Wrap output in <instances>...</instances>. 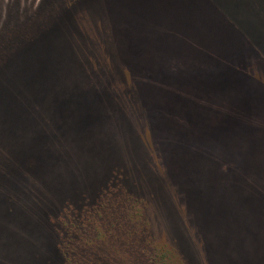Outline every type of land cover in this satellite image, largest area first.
I'll return each instance as SVG.
<instances>
[{"label": "rangeland", "instance_id": "1", "mask_svg": "<svg viewBox=\"0 0 264 264\" xmlns=\"http://www.w3.org/2000/svg\"><path fill=\"white\" fill-rule=\"evenodd\" d=\"M0 35V264L115 169L188 264L264 263V0H0Z\"/></svg>", "mask_w": 264, "mask_h": 264}, {"label": "trees", "instance_id": "2", "mask_svg": "<svg viewBox=\"0 0 264 264\" xmlns=\"http://www.w3.org/2000/svg\"><path fill=\"white\" fill-rule=\"evenodd\" d=\"M208 84L202 82L200 86ZM114 171L117 169L104 178L108 180L103 186L78 196L89 207L90 197L96 196L97 202L85 219L71 225L73 229L65 232L62 239L54 234L59 232L58 223L48 220L54 247L50 251L45 249L43 257H34L30 264H188L177 248L158 241L152 234L144 214L146 204L128 189V177L120 175V171L116 177Z\"/></svg>", "mask_w": 264, "mask_h": 264}]
</instances>
